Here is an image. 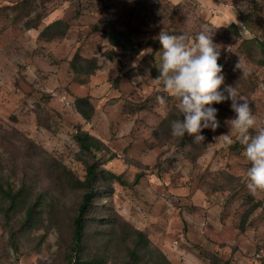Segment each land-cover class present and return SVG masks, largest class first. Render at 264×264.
I'll return each mask as SVG.
<instances>
[{
	"label": "rangeland",
	"instance_id": "1",
	"mask_svg": "<svg viewBox=\"0 0 264 264\" xmlns=\"http://www.w3.org/2000/svg\"><path fill=\"white\" fill-rule=\"evenodd\" d=\"M141 1L185 4L189 30L206 21L207 34L222 37L213 39L221 48L222 75L226 78V68L239 61L240 69L255 72L257 87L239 93L256 119L250 134L264 128V67L238 56V44L226 43L224 34H214L236 22L242 36L251 37L240 10L252 0ZM119 14L115 7L101 10L99 0H0V174L16 188L21 180L30 183L29 201L11 211V227L18 228L38 192L51 204L57 201L62 211L72 210L78 193L53 181L49 162H61L83 178L85 164L74 134L86 130L104 142L97 152L104 166L127 180L96 198L91 228L98 227L96 218L117 215L143 230L173 264H211L213 259L264 264V192L253 195L247 187L251 165L238 133L226 123L236 117L231 100L211 105L220 126L204 129V141L195 143L189 135L190 142L178 146L175 139L157 138L155 130L176 103L171 97H165V105L157 102L160 84L151 69L161 61L162 45L149 44L158 34L147 24L134 34L145 44L142 52L117 48L116 58L108 59L103 51L112 46L102 28ZM54 21L59 24L51 25ZM76 53L98 58L99 67L84 83L70 65ZM225 80L221 91L229 85ZM86 94L96 107L90 121L74 105L76 96ZM6 203L0 198V208ZM5 220L0 210V264H62L59 249L68 239L63 215L41 206L33 225L20 233L18 254Z\"/></svg>",
	"mask_w": 264,
	"mask_h": 264
},
{
	"label": "trees",
	"instance_id": "2",
	"mask_svg": "<svg viewBox=\"0 0 264 264\" xmlns=\"http://www.w3.org/2000/svg\"><path fill=\"white\" fill-rule=\"evenodd\" d=\"M99 0L101 10L116 8L120 14L117 18L107 19L102 31L107 36L112 48L103 51V54L110 60H114L119 54L117 48L124 51H133L139 54L145 49V44L134 39V34L143 32L148 24L149 29L157 34L163 29L173 35L198 34L205 29L206 21L198 26L199 30H189L186 26L188 7L185 4H169L160 7L158 3H145L141 0ZM252 5L241 9V22L252 34L251 37H243L239 24L232 22L224 27L221 32L214 34H224L226 43H237L236 51L238 56L246 58L253 64L264 67V0H252ZM154 8V9H153ZM147 10V13L144 14ZM140 19L137 21V19ZM38 23H36L37 25ZM59 21H54L51 25H58ZM200 24V23H199ZM33 25V26H36ZM39 25V24H38ZM47 25L46 27H51ZM195 38V37H194ZM221 36L215 35L212 39L221 41ZM215 43V42H214ZM222 43V42H221ZM155 47L160 44L159 40L150 41ZM224 44V43H223ZM225 45V44H224ZM155 52V51H154ZM153 52V53H154ZM72 70L77 79L84 83L99 67L97 57H85L76 53L70 61ZM155 78L159 76L158 65L152 69ZM226 80L229 85L236 87L241 93H251L257 87V77L255 72L247 73L235 66L226 68ZM254 86V87H253ZM75 108L87 121H90L96 111L92 97L88 94L78 95L75 98ZM179 114L173 106L163 118L158 129L155 130L159 139H175L178 146H184L190 142L186 133L184 138H177L171 134V122L178 119ZM165 138H162V136ZM75 141L79 145V157L85 164V175L78 177L65 164L53 160L49 162L50 174L53 181H57L64 187L78 193L74 200L71 211H62V207L56 201L51 204L43 192L29 202L26 212L18 228L11 227V211H16L29 201V182L21 180V186L16 188L12 180L0 174V198L7 202L0 210L4 211L6 226H9L10 243L14 246L15 252L20 253V233L31 227L40 211V207L47 205L51 213L60 215L68 225V239L65 244H61L59 255L62 264H173L168 256L156 245H154L146 233L125 221L123 218L113 215L108 218L99 217L98 227L91 228V216L93 209L98 205L96 198L101 193L107 191V187L115 182L127 184V180L122 174H118L104 166L106 161L97 152L105 147L104 142L86 130H78L74 134ZM35 147V145H34ZM113 158L110 156L109 159ZM51 160V159H47ZM140 174L136 176V180ZM56 182V183H57ZM20 206V208H19ZM91 220V221H90ZM103 226V228H101ZM211 264H229L220 262L218 259L211 260Z\"/></svg>",
	"mask_w": 264,
	"mask_h": 264
},
{
	"label": "clouds",
	"instance_id": "3",
	"mask_svg": "<svg viewBox=\"0 0 264 264\" xmlns=\"http://www.w3.org/2000/svg\"><path fill=\"white\" fill-rule=\"evenodd\" d=\"M153 39L159 40L163 49L158 65L159 76L155 79L160 84L161 93L157 102L165 105V97H171L180 117L171 122L172 136L184 138L187 133L194 136L195 143L204 141L205 137L200 134L204 129L216 131L220 126L218 110L211 105L231 100L236 117L226 123L231 131L238 133L244 146L243 155L251 165L246 172L247 187L253 195L264 192V128L250 134L256 119L249 100L231 85L220 90L225 79L223 66L218 63L221 48L213 42L212 35L202 30L192 39L186 34L173 35L162 29ZM132 66L136 67V63ZM240 67L239 61L236 68ZM221 136L231 143L228 135Z\"/></svg>",
	"mask_w": 264,
	"mask_h": 264
}]
</instances>
